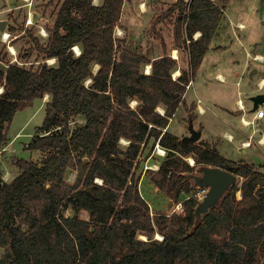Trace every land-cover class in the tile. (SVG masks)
I'll return each instance as SVG.
<instances>
[{
  "label": "trees",
  "instance_id": "obj_1",
  "mask_svg": "<svg viewBox=\"0 0 264 264\" xmlns=\"http://www.w3.org/2000/svg\"><path fill=\"white\" fill-rule=\"evenodd\" d=\"M229 1L179 0L171 10H177L173 38L178 47L188 42L191 73ZM61 4L47 44L37 42L43 59L56 64L0 65V144L16 112L50 97L27 146L44 153L41 165L19 159L21 171L13 180L0 176V264H264V173L254 164L225 159L204 141L192 144L165 130L189 80L182 73L171 79L176 64L170 57L150 62L121 48L125 40L114 32L123 0ZM145 64L151 65L149 74L141 70ZM133 100L140 103L137 109L129 107ZM160 105L164 115L155 111ZM77 116L84 123L70 130ZM125 138L130 142L121 150L118 143ZM151 139L167 150L151 183L172 202L193 192L186 174L198 165L231 172L241 185L233 184L200 218V201L192 197L181 200V214L150 218L132 170L141 145ZM188 156L194 166L185 161ZM73 168L75 182L66 185L64 176ZM96 177L102 185L93 182ZM90 186L92 194L85 191ZM68 208L71 216L64 214ZM155 230L161 241L152 239ZM138 234L147 240L136 239Z\"/></svg>",
  "mask_w": 264,
  "mask_h": 264
},
{
  "label": "rangeland",
  "instance_id": "obj_2",
  "mask_svg": "<svg viewBox=\"0 0 264 264\" xmlns=\"http://www.w3.org/2000/svg\"><path fill=\"white\" fill-rule=\"evenodd\" d=\"M62 1L0 0V21L6 22L5 29L3 31L0 30V65L17 63L20 66L29 68L32 64L37 66L43 61L48 65L56 64V59L54 58H52V60L54 59L53 61L51 59H43L44 55L37 50V42L41 46L47 44L50 34L49 30L54 26L55 17L62 5ZM182 1L188 2L189 0ZM178 2L179 0H123L120 22L114 32L116 38L125 40L121 44V48L123 46L124 49L126 48L146 58L148 57L150 62L158 60V55L163 51V56L170 57L175 61L176 66L170 71L173 81H177L182 74L190 81L195 73L194 87L188 91L186 97V102L188 103L197 102L196 91L208 102H212L215 99L219 100L220 95L222 97L224 95H226L225 97L229 96L231 101L237 98L247 101L251 93L264 92V86H260V81L264 80V0L229 1L225 6L223 21L216 30L217 33L213 38V42H211V47L215 45L221 46V48L208 50L207 57L202 61L200 70H195L196 72L194 71L193 73L190 70L189 56L187 54L188 42L178 47L173 38V30L177 21V10L174 12H171V10L176 7ZM92 3L101 5L102 0H92ZM30 17L31 24L28 23ZM239 24H242V26ZM5 34L8 36L7 38H4ZM194 37L198 38L196 34ZM10 47L14 48L13 55L10 52ZM174 52L177 58H174ZM257 54L261 55V58L257 57ZM146 65L142 66L141 69L144 74L151 71V65L148 64L150 68H147ZM95 68L96 66L93 67V72L98 69L95 70ZM252 70H255L256 73L251 77L250 71ZM217 71H220L225 76L223 84L219 83L215 78ZM175 72L178 73V76H175ZM237 82L238 85H236ZM90 84L91 81L88 80L85 85L88 86ZM185 91L186 87L184 85V93L181 95V100ZM49 101L50 97L45 95L43 98L33 100L24 110L15 113V117L7 129V141L4 144H0V176L3 182H10L20 173L21 169L16 166V161L19 159L41 165L44 153L40 150H28L27 146L37 133L35 131L36 127L40 126L44 120L46 104ZM182 104L184 105L183 102ZM139 106L140 103L135 100L129 103L130 109H137ZM157 108L162 109L163 106L160 105ZM260 109L264 111V108L260 107ZM186 110L189 113L186 120H184L186 117L183 108L180 107L179 110H176L169 123L170 133L177 136H179V133H184L190 136L187 127L189 118L194 120L193 105H189V108L186 107ZM157 113L161 114V112ZM215 120L218 121V118H213L210 115L204 118V122L208 127L218 123ZM83 123L82 116L73 117L70 119L69 129L73 130L75 127L83 125ZM192 127L196 129V121L192 124ZM253 127L255 129L260 128L264 132V121H262L260 127L257 124L253 125ZM183 137L180 136L179 138ZM129 142L130 140L127 138L122 139L120 141L121 145L118 143V148L125 150ZM155 143L151 139L142 144L139 158L133 162L132 173L134 174V179L138 181L139 195L148 205L150 218L156 215L181 214L183 211H173L177 202H172L164 192L159 191L151 183L150 178L157 172L159 165L167 156L159 157L155 155ZM195 144H198V142ZM225 146L231 152V157L242 158V147L236 151L229 144L226 145L225 143ZM247 154L246 160L248 162H255L257 166L263 164L264 158L259 155V150L255 145L251 149H247ZM188 157L192 158V156ZM185 161L188 165L194 166L188 162L187 158H185ZM202 167L204 166L198 165L193 173L186 174L188 181L194 188L192 193H195L198 187L192 177L201 175ZM257 169L264 173V169L263 171L260 168ZM76 175L77 171L74 168L67 171L63 179L64 183L66 185L74 184ZM93 182L96 185H102L103 183L99 177H96ZM235 184L240 186L241 178L236 176ZM184 197L185 195L181 196L180 202ZM236 197L237 199L240 198V191L236 193ZM169 201H171L170 205L168 204L170 203ZM72 213L73 210L68 208L64 214L71 216ZM79 216L82 219H88V215L85 212H80ZM140 235L144 236L145 239H140ZM157 235H159L158 238ZM160 238H162V235L155 230L152 234V239L161 241ZM136 239L146 241L147 236L138 234ZM1 253L2 250L0 249V255Z\"/></svg>",
  "mask_w": 264,
  "mask_h": 264
},
{
  "label": "crops",
  "instance_id": "obj_3",
  "mask_svg": "<svg viewBox=\"0 0 264 264\" xmlns=\"http://www.w3.org/2000/svg\"><path fill=\"white\" fill-rule=\"evenodd\" d=\"M145 5H146V3H145ZM224 11H225V9H224ZM224 11H223V17H224ZM222 21H223V19L221 20V22ZM221 22L219 23V25L221 24ZM219 25H218V27H219ZM239 25L242 26V24H239ZM218 27L216 28V30L218 29ZM216 30L212 36L213 38L217 33ZM195 34H199V32H197ZM213 38H212L211 42H213ZM195 39H198V38L194 37V40ZM211 42L208 46V50L221 48V46H215V45L213 47H211ZM176 52L178 53V51H176ZM135 53H137V52H135ZM163 55H164L163 51L160 52V54L158 55L159 57L157 59H159L160 57H163ZM256 56L261 58V55L257 54ZM206 57H207V52L205 53L204 59ZM201 65H202V62L199 65V67L196 68V71L200 70L199 68L201 67ZM146 66L148 67V64ZM149 73L146 72L145 74H149ZM250 73H251V71H250ZM255 73H256V71H255ZM195 77H196V75L194 73L192 75V79H191L192 83L186 89L184 97L179 102V106L177 107V109L179 110L180 107L183 108V111L185 112V117H186L184 120H186L187 115L189 114L188 111L186 110V107L189 108V105H193L194 120L190 119L189 121H191L192 124L195 121L197 122V127L194 130L195 131L198 130L201 132L198 140L204 141V142L208 143L209 145L214 146L219 151V154L222 157H224L225 159H227L233 163L242 161V162H245L247 164H252V165L254 164L256 166V168H260L263 171L264 167L262 168V166H264V161H263V164H261L260 166H257L255 164V162L250 163L246 159H247V155H248L247 149L248 148L251 149L254 145L259 150V155L264 158V132L260 128L255 129L253 127V125L255 126V124H257L260 127L262 121H264V118H257L256 117V110L260 109V107H262V108H264V107L258 106L257 109H253V107H252L253 104L251 101L252 96H255L257 94H264V92H262V93H259V92L258 93H251L250 96H248L247 101H242L240 98H237L236 100L231 101V99L229 100V96L225 97L226 95H224L222 97L220 95L219 100L215 99L212 102H208V101L204 100L200 96V94L196 91L195 95L198 96L197 102L196 103H194V102L188 103V102H186L187 93L191 88L194 87V84H195L194 78ZM215 78L221 84H223L225 81V76L222 73H220V71L216 72ZM236 85H238V82L236 83ZM260 86H264V80L260 81ZM182 102L184 103V105L182 104ZM164 112L165 111L162 108V113L160 115H164ZM207 115H210L213 118L217 117L218 121L217 120H215V121H217L218 123H215V125L208 127L204 122V118ZM172 117L168 119L169 122H168L167 127L165 128V130H167L169 133H170L169 123H170ZM189 121H188V123H189ZM252 127H253V129L250 132V129ZM187 129H188V127H187ZM172 135H174L177 138H179L180 136H187L184 133H179V136H177L175 134H172ZM222 141H226V142H222ZM245 142H249L250 143L249 146H243L242 144ZM225 143H226V145L227 144L231 145L233 147V149L234 148L236 149V151L240 150V148L242 147L241 148L242 149L241 150V152H242L241 157L242 158L238 159L236 156L231 157V152L228 150L227 146H225ZM255 155H257V154H255ZM169 202L170 203H168V204L170 205L171 201H169Z\"/></svg>",
  "mask_w": 264,
  "mask_h": 264
},
{
  "label": "water",
  "instance_id": "obj_4",
  "mask_svg": "<svg viewBox=\"0 0 264 264\" xmlns=\"http://www.w3.org/2000/svg\"><path fill=\"white\" fill-rule=\"evenodd\" d=\"M6 27L5 21H0V30L3 31ZM255 73V70L251 71V76ZM3 91V90H2ZM1 91V92H2ZM0 92V93H1ZM253 109H257L258 106L264 107V94H257L251 97ZM188 130L190 136H184L182 139L186 140L192 144L198 142L201 132L195 131L192 128V122L188 123ZM85 162L87 159L84 160ZM192 179L198 187H207L208 191L200 201L199 205L196 208L195 215L200 218L201 215L207 213L209 209L217 206L219 199L224 195V193L235 184L236 175L228 172L219 167H207L204 166L201 168V175L193 176ZM87 193L92 194V186L85 189ZM93 228H91L92 230Z\"/></svg>",
  "mask_w": 264,
  "mask_h": 264
},
{
  "label": "built area",
  "instance_id": "obj_5",
  "mask_svg": "<svg viewBox=\"0 0 264 264\" xmlns=\"http://www.w3.org/2000/svg\"><path fill=\"white\" fill-rule=\"evenodd\" d=\"M73 50H74V52H75L76 55H79L80 51H79V49L77 47H74ZM191 83H192V81L190 80L188 82V84L185 86L186 89L191 85ZM256 117L257 118H264V111L262 109H257L256 110ZM249 144H250L249 142H245L242 145L243 146H249ZM154 153H155V155H157L159 157H162V156H166L167 155V150H166V148H164L162 146L160 147L159 144H158V142H156L155 143ZM191 165H194V163L191 164ZM207 191H208V188L207 187H199V188L197 187V191L195 193H191L190 195H185L184 199H188V198H191L192 197V198L197 199L198 201H201L203 199V197L205 196V194L207 193ZM177 210H179L181 212L183 211L182 202H178V203H176L174 205V210L173 211L175 212ZM160 239L162 240V238H160Z\"/></svg>",
  "mask_w": 264,
  "mask_h": 264
},
{
  "label": "bare ground",
  "instance_id": "obj_6",
  "mask_svg": "<svg viewBox=\"0 0 264 264\" xmlns=\"http://www.w3.org/2000/svg\"><path fill=\"white\" fill-rule=\"evenodd\" d=\"M30 22H31V17H30V20L28 21V23L31 24ZM42 33H44V32H42ZM196 36H199V34H196ZM7 37H8V36L5 34V35H4V38H7ZM8 39H9V38H8ZM13 47H14V46H13ZM10 52H11V54L13 55V53H14V48H11V47H10ZM174 56H175L174 58H177L175 52H174ZM50 59H51V61L54 60V59L52 60V58H50ZM148 66H149V65H148ZM97 68H98V66H96L95 70H96ZM147 68H148V67H147ZM149 68H150V67H149ZM146 70H147V69H146ZM148 70H149V69H148ZM175 76H178V73L175 72ZM218 79H219V78H218ZM1 91H2V88L0 87V92H1ZM156 111L162 113V109L156 108ZM187 160H188V162H189L190 164H193V163H194V161H193V159H192L191 157H187ZM6 179H7V178H6ZM158 237H159V235H157V238H158ZM139 238H140V239H143V240L145 239L144 236H142V235H140Z\"/></svg>",
  "mask_w": 264,
  "mask_h": 264
}]
</instances>
